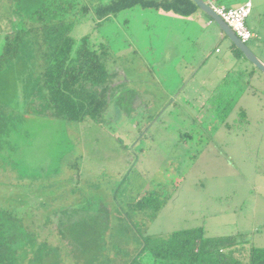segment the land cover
Returning a JSON list of instances; mask_svg holds the SVG:
<instances>
[{
	"label": "rangeland",
	"instance_id": "1",
	"mask_svg": "<svg viewBox=\"0 0 264 264\" xmlns=\"http://www.w3.org/2000/svg\"><path fill=\"white\" fill-rule=\"evenodd\" d=\"M252 1L248 25L259 38L247 44L264 62V0ZM18 3L32 8L30 0H0V51ZM167 15L137 9L101 25H74L76 38H109L110 85H121L101 124L35 113L30 39L24 58L0 73V171L9 169L0 178L8 179L0 207L28 232L25 264H153L141 253L145 240L195 229L209 238L243 234L245 248H264V74L235 59L203 12L204 23L190 27ZM240 69L253 73L250 86L225 123L230 128L217 126L207 100ZM242 109L247 116H238ZM150 195L167 199L158 213L135 207Z\"/></svg>",
	"mask_w": 264,
	"mask_h": 264
},
{
	"label": "trees",
	"instance_id": "2",
	"mask_svg": "<svg viewBox=\"0 0 264 264\" xmlns=\"http://www.w3.org/2000/svg\"><path fill=\"white\" fill-rule=\"evenodd\" d=\"M218 1L221 4L224 0ZM19 6L18 3L11 9L19 21L13 31L2 36L0 73L16 60L24 58L21 54L26 50L25 44L31 40L34 48L27 58L34 64L39 81L35 86L31 85V91H37L30 95L37 98L33 104L39 102L35 113L49 121L78 123L92 120L97 124L103 122L110 101L121 84L110 85L116 74L109 70V38H76L71 34L74 25L89 19L101 25L137 9L183 18L201 11L193 0H112L97 6L81 0H30L32 8L29 10ZM128 21L126 18L125 22ZM231 52L237 61L245 59L233 44ZM253 76L245 69L229 71L219 82L229 87L222 92L218 87L213 89L207 101L209 111L221 119L216 122L217 126L226 125ZM0 115L4 114L0 112ZM238 116L247 114L242 109ZM226 126L230 128L229 124ZM8 173L9 169L4 168L0 171V178H8ZM5 180L0 181V185L8 181ZM14 181L19 185V179ZM158 199L153 195L143 197L135 207L140 210L151 208L158 213L167 204V199ZM24 233L28 232L21 218L0 207V264H25L31 250ZM144 244L141 253L147 251L153 264H264V248H245L248 240L243 234L209 238L202 229H195L176 232L159 240H145ZM132 264H138V259Z\"/></svg>",
	"mask_w": 264,
	"mask_h": 264
},
{
	"label": "built area",
	"instance_id": "3",
	"mask_svg": "<svg viewBox=\"0 0 264 264\" xmlns=\"http://www.w3.org/2000/svg\"><path fill=\"white\" fill-rule=\"evenodd\" d=\"M204 1L219 17H221L243 43L247 44L256 37L247 23L253 12L252 0H247L236 8H228L220 5L218 0ZM217 52H219V50Z\"/></svg>",
	"mask_w": 264,
	"mask_h": 264
},
{
	"label": "water",
	"instance_id": "4",
	"mask_svg": "<svg viewBox=\"0 0 264 264\" xmlns=\"http://www.w3.org/2000/svg\"><path fill=\"white\" fill-rule=\"evenodd\" d=\"M197 7L219 27L228 40L239 49L245 59L264 74V62L251 50L248 44L243 43L234 31L219 17L204 0H193Z\"/></svg>",
	"mask_w": 264,
	"mask_h": 264
},
{
	"label": "crops",
	"instance_id": "5",
	"mask_svg": "<svg viewBox=\"0 0 264 264\" xmlns=\"http://www.w3.org/2000/svg\"><path fill=\"white\" fill-rule=\"evenodd\" d=\"M224 1H226V0H224ZM229 2H233V7H229V6H227L225 3H221L220 5H223V6H226V7H228V8H236V7H238V6H240V5H242L244 2H246L245 0H243V1H239V0H228ZM253 2V11H254V8H255V3H254V1H252ZM218 3H219V1H218ZM12 11V10H11ZM252 14H253V12H252ZM167 17L170 19V21H172L174 24H179V23H182L183 25H185L186 27H187V25H188V27H190V25L191 24H202V21H203V23H204V18H203V15H202V12L200 11V12H197L195 15H193L192 17H188V18H183V17H178V16H176V15H173V14H168L167 15ZM2 19H4V18H0V20H2ZM7 21H9L8 22V25H6V26H8L9 28H11L10 30L11 31H13V28L15 27V25H16V23H17V21H19V19H18V17L15 15V14H13V11L11 12V17H10V19L9 20H7ZM205 25H206V27H210V22L209 21H207V22H205ZM249 26V25H248ZM252 30V29H251ZM11 31H8V32H5V33H2V36L4 37V35L5 34H7V33H10ZM253 33L255 34V39L256 38H259V34L256 32V31H253ZM220 36H221V38H224V34L222 33V32H220ZM231 45H232V43H231ZM219 49H217L216 50V52L218 51ZM230 52H231V47H230ZM218 53H220V50H219V52ZM232 53V52H231ZM226 76V75H225ZM224 76V77H225ZM193 78H195V75L192 77V79ZM60 121V120H59Z\"/></svg>",
	"mask_w": 264,
	"mask_h": 264
}]
</instances>
